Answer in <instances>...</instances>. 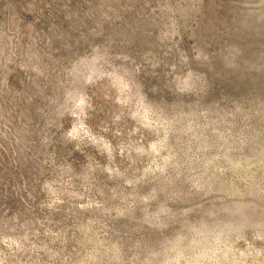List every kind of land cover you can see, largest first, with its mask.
<instances>
[{
    "label": "rangeland",
    "instance_id": "1",
    "mask_svg": "<svg viewBox=\"0 0 264 264\" xmlns=\"http://www.w3.org/2000/svg\"><path fill=\"white\" fill-rule=\"evenodd\" d=\"M0 264H264V0H0Z\"/></svg>",
    "mask_w": 264,
    "mask_h": 264
}]
</instances>
